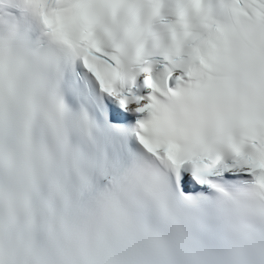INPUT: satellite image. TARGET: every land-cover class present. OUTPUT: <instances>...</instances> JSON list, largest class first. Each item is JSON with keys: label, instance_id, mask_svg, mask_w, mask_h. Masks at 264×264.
<instances>
[{"label": "snow or ice", "instance_id": "obj_1", "mask_svg": "<svg viewBox=\"0 0 264 264\" xmlns=\"http://www.w3.org/2000/svg\"><path fill=\"white\" fill-rule=\"evenodd\" d=\"M81 6L82 0L28 3L51 37L57 97L85 117L91 113L95 125L129 133L165 165L166 174L152 177L140 192L168 206L217 181L250 179L264 195V130L248 127L250 113L199 118L178 111L201 86L211 84L226 95L250 86L228 38L247 27L264 32V0H105L91 5L103 14L77 21L72 13ZM210 52L218 65L209 67ZM33 56L49 54L39 49ZM259 88L264 94V68ZM260 118L264 122V112ZM121 264L167 260L132 255Z\"/></svg>", "mask_w": 264, "mask_h": 264}, {"label": "clouds", "instance_id": "obj_2", "mask_svg": "<svg viewBox=\"0 0 264 264\" xmlns=\"http://www.w3.org/2000/svg\"><path fill=\"white\" fill-rule=\"evenodd\" d=\"M68 147L91 178L86 203L55 186L56 160L46 137L0 150V264H121L119 251L106 256L93 243L92 218L112 205H136V214L166 237L172 264H264V195L250 179L217 181L174 198L160 213L140 187L162 178L165 165L129 133L97 121L89 139Z\"/></svg>", "mask_w": 264, "mask_h": 264}]
</instances>
